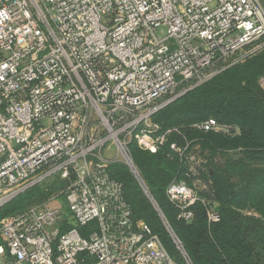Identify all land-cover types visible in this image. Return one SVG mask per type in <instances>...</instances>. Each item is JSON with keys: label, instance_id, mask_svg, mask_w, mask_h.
<instances>
[{"label": "built area", "instance_id": "obj_1", "mask_svg": "<svg viewBox=\"0 0 264 264\" xmlns=\"http://www.w3.org/2000/svg\"><path fill=\"white\" fill-rule=\"evenodd\" d=\"M263 40L264 0H0V210L57 177L74 221L62 230L66 214L50 200L0 221V264H179L133 218L109 171L115 163L129 169L192 264L129 145L156 153L177 130L161 132L153 117L261 50ZM257 83L264 92V72ZM194 127L230 130L213 118ZM190 144L169 146L187 176L206 173ZM165 196L186 222L195 203H208L179 178ZM207 217L219 221L213 206Z\"/></svg>", "mask_w": 264, "mask_h": 264}, {"label": "trees", "instance_id": "obj_2", "mask_svg": "<svg viewBox=\"0 0 264 264\" xmlns=\"http://www.w3.org/2000/svg\"><path fill=\"white\" fill-rule=\"evenodd\" d=\"M263 72L264 47L159 111L153 122L161 132L177 131L167 135V143L156 153L143 151L134 142L129 145L136 167L192 264H264V92L257 83ZM209 118L229 127V132L194 127ZM173 142L179 147L186 142L199 146L206 159L207 172L195 178L207 183L206 189L196 190L208 203L191 207L190 222L177 218L165 196L173 178L190 179L184 163L170 149ZM109 171L123 184L133 218L146 222L170 255L187 264L128 168L115 163ZM209 206L219 215L218 222H208Z\"/></svg>", "mask_w": 264, "mask_h": 264}, {"label": "rangeland", "instance_id": "obj_3", "mask_svg": "<svg viewBox=\"0 0 264 264\" xmlns=\"http://www.w3.org/2000/svg\"><path fill=\"white\" fill-rule=\"evenodd\" d=\"M165 30H166L165 28L159 29L158 34L165 31ZM262 43H264V40L262 41ZM110 148L111 149L107 152V154L110 157H115L116 151L114 150V147L112 145H110ZM116 164L122 165L126 168V166L123 165L122 163H116ZM112 165H114V164H112ZM188 181L191 184L193 183L197 187L196 184H199L198 181H200V179L195 178V176H192V177H190V179ZM201 183L203 184V182H201ZM137 185H138V187H140L138 182H137ZM66 186H67V184L57 177L45 180L40 185H37V186L33 187L31 190L23 193L20 197H18L14 201L7 204L4 208H2L0 211V221L4 220L6 218H9L14 214H17L18 212L24 210L25 208L31 206L34 203L37 204V203H41V202L49 201V200H50V203L52 205L60 206L64 210V212L66 213L67 212V203H66V200L63 196V191L65 190ZM207 187L208 186H206V188ZM140 189H141V187H140ZM202 189H205V188L202 187ZM141 191L146 196L145 192L142 189H141ZM141 221H143V220H141ZM68 223H69V219L66 220L65 226H68Z\"/></svg>", "mask_w": 264, "mask_h": 264}, {"label": "crops", "instance_id": "obj_4", "mask_svg": "<svg viewBox=\"0 0 264 264\" xmlns=\"http://www.w3.org/2000/svg\"><path fill=\"white\" fill-rule=\"evenodd\" d=\"M66 214V218L69 219V223H68V226H72L74 225V221L71 219L70 215L68 212L65 213Z\"/></svg>", "mask_w": 264, "mask_h": 264}]
</instances>
